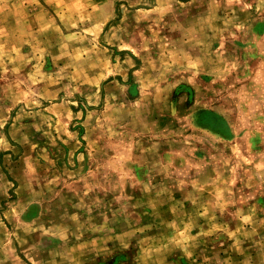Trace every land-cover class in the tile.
<instances>
[{"label":"rangeland","instance_id":"1","mask_svg":"<svg viewBox=\"0 0 264 264\" xmlns=\"http://www.w3.org/2000/svg\"><path fill=\"white\" fill-rule=\"evenodd\" d=\"M0 264H264V0H0Z\"/></svg>","mask_w":264,"mask_h":264},{"label":"crops","instance_id":"2","mask_svg":"<svg viewBox=\"0 0 264 264\" xmlns=\"http://www.w3.org/2000/svg\"><path fill=\"white\" fill-rule=\"evenodd\" d=\"M257 205H258V204H257ZM251 206H252V207H254V206H255V204L253 203Z\"/></svg>","mask_w":264,"mask_h":264}]
</instances>
